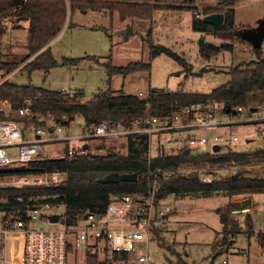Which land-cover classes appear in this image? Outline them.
Here are the masks:
<instances>
[{
    "label": "trees",
    "instance_id": "trees-1",
    "mask_svg": "<svg viewBox=\"0 0 264 264\" xmlns=\"http://www.w3.org/2000/svg\"><path fill=\"white\" fill-rule=\"evenodd\" d=\"M154 1L156 0H0V73L11 74L20 66V63L6 59L2 50L4 36L7 32L3 20L8 17L29 23L27 59L35 57L30 59L25 69L31 76L37 70L49 72L60 66H79L81 61L92 59L91 57L64 59L60 63L52 56L50 48H46L61 33L70 12L77 10L82 12L107 11L113 15L118 11L122 21L127 18L151 20L154 13L160 10V6L155 5ZM177 1H180L182 5L173 6L172 9L192 11L195 31L213 35L224 41L238 37V32L241 30L236 27L235 23L236 0H219L224 1L228 6L226 11H221L217 7L208 8L205 11L204 16L214 13L225 15V22L221 28H214L195 16L198 8L196 7L197 0ZM146 41L151 49L150 60L147 63H131L125 67H115L110 61L107 64L110 78L116 74L127 76L138 71H151L153 60L161 55H166L179 64L186 65V60L171 49L154 44L151 31ZM224 50L233 51V44L224 42L218 46L206 41L200 42L199 53L204 60L211 61ZM253 51L257 56L256 60L233 67L229 71L230 82L210 94L151 90L152 93L147 99H141L139 96L128 95L124 92L116 94L111 90H102L92 99H86L84 93L80 91L66 94L35 86L6 83L0 86V101L8 99L14 103L10 118L24 120L28 124L42 125L51 116L55 124L70 126L79 114L84 118L87 126L98 125L105 120H120L130 127L136 118L148 115L169 116L183 107L198 104L204 106L218 104L225 112L234 114L239 106L259 109L261 105H264V57H262L261 49ZM24 98L32 100L31 115L22 117L19 112L17 116L13 115L15 110L22 108ZM148 103L150 106L147 105ZM64 117L67 120H64ZM4 119L8 117L4 111H0V120ZM149 143V136L134 135L129 137L126 148L122 152L109 149L101 154L89 150L83 155H68L64 159L44 160L37 164L41 171L66 172L65 184L47 192L57 195V198L52 200L54 203L65 205V217L69 225L77 226L79 219L88 213L105 215L110 197L114 194H147L153 188L155 181L158 187L157 200H166L170 196H175L177 199L224 196L229 199L231 212L249 208L250 203L243 202L240 198L242 195L264 194V178L245 176L241 171L237 174L238 177L233 175L212 182L201 180L198 172L184 174L188 169H202L207 165L218 170L231 167L242 169L264 164V151L228 152L226 156L215 158L209 154L195 153L189 148H183L176 154L167 153L161 149L156 157L150 158ZM101 150H105V146H102ZM165 172L171 174L165 176ZM113 173L120 175L137 173L138 181L136 183L121 181L110 184L100 182V179ZM33 193L43 194L45 191L0 188V200L2 197L8 198V202L0 201V212L9 213L24 209L25 205L18 203L16 198L22 195L27 200L28 196ZM221 222L224 226V238L242 234L240 224L232 220L227 213L221 215ZM246 224L252 236L254 231L250 214L246 215ZM256 238L264 250V232H260ZM99 257L98 254L90 253L88 264H111L106 260H100ZM172 264H188V262L178 256V262Z\"/></svg>",
    "mask_w": 264,
    "mask_h": 264
},
{
    "label": "rangeland",
    "instance_id": "rangeland-1",
    "mask_svg": "<svg viewBox=\"0 0 264 264\" xmlns=\"http://www.w3.org/2000/svg\"><path fill=\"white\" fill-rule=\"evenodd\" d=\"M206 1L197 0L196 4L201 5L196 12L205 14L208 9ZM153 3L160 6V9H168L154 13V17L151 19L153 22L148 32L146 30V32H140L139 35L131 33L127 37L124 36L121 28L122 22L118 15L112 16L92 11L84 13L80 10L70 12L61 33L46 48H50L52 56L60 63L64 59L85 57L93 59L83 60L79 66H60L49 72L37 70L31 74V78L25 68H20L35 57L30 58L31 60L27 59L29 23L17 21L14 17L6 18L3 20L7 32L4 36L2 50L6 59L20 63V67L7 83H16L22 86L23 83L32 82L36 86L59 92H62L61 87L66 85L69 93L83 92L86 99H92L99 91H106L111 87L118 91L123 90L127 94L139 96L141 99H147L152 93L151 90L177 92L183 89L188 93L210 94L230 82L229 71L233 67L256 60L257 56L253 51V45L240 37L224 41L221 38L213 37V35L195 31L192 11L172 9L173 6H181L180 1L156 0ZM216 6L221 11H226L228 8L224 1H219ZM170 7L171 9H169ZM234 8L236 27L240 30L257 28L264 21V0H236ZM140 29L144 30L143 27ZM150 31L154 44L171 49L186 60V65H181L174 59L161 55L153 60L150 72L131 73L127 75L126 80L124 79L127 76L116 74L112 76L114 81L111 85L112 79L110 80L107 71V64L110 61L113 66L125 67L132 62L147 63L150 60L151 49L146 41ZM203 38L206 42L218 46L225 42L233 44L235 47L233 51L224 50L211 61H207L199 53L200 42L203 41ZM261 50L262 57H264V41ZM3 75L0 73V77H4ZM121 92H116V94ZM2 101L4 100H1L0 104L3 103ZM1 106L3 108V105ZM221 108L220 105L204 106L202 114L205 116L215 113L216 119L220 120L222 118ZM262 111H264V105L260 106L259 117H264L263 114H260ZM4 112L8 117L6 120H13L10 118L11 110L5 108ZM13 115L17 116L18 112ZM257 122H263V120ZM85 129L84 118H77L70 128L65 129V133L71 131V134L81 136L85 133ZM214 133L218 132H209V135ZM193 134L196 135V133ZM234 134L240 138V142L232 146L234 151L238 153L264 151V135L259 133V126L256 125V122L237 125ZM188 135V132H175L154 136L151 156L156 157L161 149L172 154L178 153L183 148L188 149L186 142ZM98 145L105 146V150H98ZM126 145L127 141L124 139H92L90 143L91 152L101 154L106 153L109 149L117 151L118 148H124ZM61 148L60 144L48 146L43 157L56 159L61 155ZM228 152V147H224L218 153H222L221 155L210 156L218 158L226 156ZM240 171L245 176L264 178V164L242 169L231 167L218 170L207 165L202 169H188L184 174L198 172L201 180L212 182L237 175ZM255 198L259 206L257 212H254L257 206L254 203L255 205L249 206V208L238 210H248L247 212L234 214L229 207V199L224 196L200 199L168 197L166 201L172 206L173 212L162 219V224L154 228L155 232L147 241L153 263L172 264L178 262V256H181L188 264H222L223 260L229 264H264V250L256 238L260 232H264V194H255ZM64 211L65 208L60 210L61 213ZM224 213L240 224L242 234L224 238V226L221 222V215ZM248 214L252 219L254 231L252 236H250L246 224V215ZM84 225L85 222L80 223V227ZM49 227L56 226L49 225ZM144 245L143 243L138 244L135 252L141 253L144 250ZM24 249L25 237L21 233H10L6 240L0 236V264H4V260L7 258L9 261L12 256L23 257ZM99 256L103 261V254Z\"/></svg>",
    "mask_w": 264,
    "mask_h": 264
},
{
    "label": "built area",
    "instance_id": "built-area-1",
    "mask_svg": "<svg viewBox=\"0 0 264 264\" xmlns=\"http://www.w3.org/2000/svg\"><path fill=\"white\" fill-rule=\"evenodd\" d=\"M195 16L198 19L205 17L200 12H195ZM25 65L19 67L24 69ZM13 73L0 77V86L6 84ZM61 91L67 93L68 89L62 88ZM2 102L0 111L10 105L8 100ZM24 103V116H30L32 100L26 99ZM147 105L150 106V103ZM211 106L214 105L207 107ZM202 107L203 104H198L183 107L169 116L136 118L130 127L120 120H105L98 125H86L85 133L81 136L65 133V129L71 125L55 124L51 116L43 125L28 124L24 120H0V188L45 191L43 194H30L27 200L22 195L18 196L17 202L25 205L22 210L0 212V236L6 240L10 233L24 235L23 264H88L90 253L103 254L104 260L111 264H154L147 241L152 237L154 228L162 224V219L173 212L166 200H157L156 181L147 194L112 195L105 215L88 213L79 219L77 226H72L67 222L65 211L60 212L65 205L54 203L52 200L57 195L47 192L65 184L66 172L41 171L37 164L51 160L43 157L48 146L60 144L61 155L56 159H64L68 155H83L91 150L92 139H124L128 143L131 136H149L152 158L153 137L161 134L188 132L187 147L205 155H216L224 147L229 149L239 143V136L234 134L237 125L256 122L259 133L264 135V117L258 115L260 108L252 112L254 108L239 106L234 114H229L221 106L223 119L217 120L215 113L204 116ZM260 114L264 115V111ZM77 118L82 116L78 114ZM64 120L67 118L64 117ZM259 120L263 122H257ZM213 131L218 133L209 135ZM67 144L69 150L65 153ZM86 145H89L87 150ZM215 146L221 147V151L215 152ZM124 148H118L117 152H122ZM169 174L164 173L165 176ZM0 201L8 202V198L2 197ZM54 215L59 216L56 223L51 221ZM81 222H85L83 227H80ZM140 243L145 244L144 250L136 253ZM223 264L228 262L224 260Z\"/></svg>",
    "mask_w": 264,
    "mask_h": 264
},
{
    "label": "crops",
    "instance_id": "crops-1",
    "mask_svg": "<svg viewBox=\"0 0 264 264\" xmlns=\"http://www.w3.org/2000/svg\"><path fill=\"white\" fill-rule=\"evenodd\" d=\"M219 3V0H207L206 2H205V4H207V8H215V7H217L216 5ZM200 5L201 4H196V7H200ZM218 8V7H217ZM168 9V8H167ZM167 9H160V10H158L157 12H160V11H166ZM170 9V8H169ZM89 12V11H88ZM88 12H84V13H88ZM92 12H95V11H92ZM101 13H105V14H110V15H112L110 12H107V11H102ZM115 15H118V17L120 18V15H119V12L118 11H116L115 13H114ZM114 14L112 15V16H114ZM157 18H159V17H157ZM121 19V18H120ZM155 19V18H154ZM23 22H26V23H28L27 21H23ZM121 22H122V26H121V28H122V31L124 32V36L125 37H127V36H129L131 33H134V34H138L139 35V33L140 32H146V30H147V32H148V30L150 29V26L152 25V22L153 21H151V20H146V19H139V18H127L125 21H122L121 20ZM29 27V26H28ZM140 27H143L144 28V30L143 29H140ZM20 28H23L22 26H20ZM140 30H143V31H140ZM132 31V32H131ZM129 33V34H128ZM206 35H208V34H206ZM212 36V35H211ZM143 37V36H142ZM214 37V36H213ZM205 41V40H204ZM224 43V42H223ZM235 47V46H234ZM254 50V49H253ZM92 58V57H91ZM93 59V58H92ZM92 59H86V60H92ZM82 62V61H81ZM143 62V61H142ZM133 63V62H132ZM134 63H138V62H134ZM80 65V64H79ZM115 67H120V66H115ZM139 72V71H138ZM144 72H150V71H144ZM124 77H126V76H124ZM29 78H31V76H29ZM109 78H110V76H109ZM128 78V76L124 79V80H126ZM112 79V84L111 85H113V81H114V77H111L110 78V80ZM16 84V83H15ZM24 85H22V86H35V87H39V88H44V87H40V86H36V85H34L32 82H30V83H23ZM62 88H67L68 89V87L66 86V85H63L62 87H61V89ZM123 88H124V86H123ZM44 89H48V88H44ZM48 90H50V89H48ZM109 90H111V91H113V92H120V91H122V92H124L125 93V91H123V90H120V91H118V90H116V89H112V87L111 88H109V89H106V91H109ZM183 92H185L183 89H181ZM167 91H169V90H167ZM75 92H77V91H75ZM74 92V93H75ZM171 92V91H170ZM68 94H71V92L69 93V89H68V92H67ZM66 93V94H67ZM74 93H72V94H74ZM188 93V92H187ZM97 94V93H96ZM125 94H127V93H125ZM128 95H131V94H128ZM5 100H8V99H5ZM9 102H10V105L9 106H6L5 108L7 109V110H11V111H13V106H14V103L12 102V101H10V100H8ZM24 102H25V100H24ZM26 106H25V103L22 105V108L21 109H17V110H15V112H19L20 111V115L22 116V117H24V114L22 113V111L24 110V108H25ZM14 120V119H13ZM70 130V129H69ZM67 133H71V131H68ZM76 135V134H75ZM78 136V135H77ZM236 145V144H235ZM234 146V145H233ZM99 147H101L102 148V146H100V145H98L97 146V149L98 150H100L99 149ZM66 148V147H65ZM229 152H237V151H234L233 149H232V146L229 148ZM152 158H154V156H152ZM241 200L244 202V201H246V202H249L250 203V207L251 206H253V205H255V204H257L256 203V198H255V195H249V194H246V195H242L241 197ZM226 199V198H225ZM255 203V204H254ZM258 208V209H257ZM259 210V206H258V204H257V206H256V211H254V212H257ZM251 211V210H250ZM8 259V258H7ZM7 259H5L4 260V264H23V257H15V256H12L11 257V259H9V261L7 260ZM224 261V260H223ZM222 264H223V262H222ZM228 264H229V262H228Z\"/></svg>",
    "mask_w": 264,
    "mask_h": 264
},
{
    "label": "water",
    "instance_id": "water-1",
    "mask_svg": "<svg viewBox=\"0 0 264 264\" xmlns=\"http://www.w3.org/2000/svg\"><path fill=\"white\" fill-rule=\"evenodd\" d=\"M204 23L209 24L213 26L214 28H221L224 25L225 22V15L223 13H214L207 15L203 18ZM238 37L244 39L245 41L250 42L253 45V49H261L262 48V43L264 41V21L259 24L257 28L253 29H246V30H241L238 32ZM205 38H203V41ZM256 109H252L251 111L254 112ZM89 149V145L85 146V150ZM101 149V147H99ZM69 150V144L66 145V148L64 150L65 153H68ZM215 152H220L221 147L215 146L214 147ZM234 177H238V175H235ZM121 181L124 182H132L136 183L138 181V174H122L120 175L119 173H113L105 178L100 179V182L105 183V184H110V183H120ZM248 210L244 211H234V214H240L241 212H247ZM59 216L54 215L51 216V221L53 223L58 222Z\"/></svg>",
    "mask_w": 264,
    "mask_h": 264
}]
</instances>
